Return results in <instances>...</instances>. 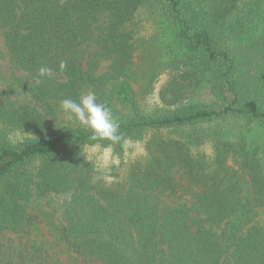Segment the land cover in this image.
<instances>
[{
	"label": "trees",
	"instance_id": "obj_1",
	"mask_svg": "<svg viewBox=\"0 0 264 264\" xmlns=\"http://www.w3.org/2000/svg\"><path fill=\"white\" fill-rule=\"evenodd\" d=\"M208 1V9L201 10L183 0H0L9 64L29 75L35 103V108L6 109L0 100V137L25 135L20 144L0 139V183L8 182L0 194V235L32 224V216L23 214L19 203L28 202L32 191L40 197L72 190L74 197L90 200L87 193L94 191L107 204L109 222L116 227L109 223L102 232L72 228L83 238L80 242L72 241L64 229L58 234V241L83 259L102 264H264V228L249 227L253 205L264 212V145L251 148L243 137L235 147L230 141L220 142L209 161L194 160L188 141L144 140L161 130L227 117L264 127V71L257 74L255 93L250 95L234 79V59L217 38L230 30L245 34L255 26L254 20L264 25V0ZM141 9L168 21L182 50L162 67L181 74L159 92L160 102L151 115L140 110L128 76ZM196 20L220 24L207 28ZM101 60L109 62L104 73H99ZM61 61H66L63 71ZM41 66L51 68L52 76L37 83ZM204 90L213 102L195 103ZM88 91L119 117L120 133L127 140L145 141L146 155L140 161L149 172L131 168L125 184L112 191L93 181V166L83 153L89 145L110 142L89 140L91 131L81 125L60 124L67 118L60 101H78ZM121 148L117 144L114 151ZM231 153L249 180L252 199L237 197L234 183L217 190L219 194L203 188L204 196L193 199L190 207L173 210L158 211L149 200L140 199L144 192L172 191V178L165 170L175 165L193 184L200 168L205 172L214 166L212 176H202L214 182L219 173L214 171ZM0 264L59 263L48 260L39 246L17 253L1 241Z\"/></svg>",
	"mask_w": 264,
	"mask_h": 264
},
{
	"label": "rangeland",
	"instance_id": "obj_2",
	"mask_svg": "<svg viewBox=\"0 0 264 264\" xmlns=\"http://www.w3.org/2000/svg\"><path fill=\"white\" fill-rule=\"evenodd\" d=\"M190 4L192 8L199 5L201 10L208 9V0H183ZM226 1V0H225ZM138 20V29L135 36L136 52L134 54V65L129 69L128 76L131 88L136 96L140 110L151 115L155 113L154 108L158 105L159 92L168 85L173 77L179 72L172 69H162L163 65L174 55L182 52L176 40L173 27L166 20H161L158 16L152 15L150 11L141 9ZM198 24L213 27L219 22L213 20H196ZM254 27L245 34H236L230 31L219 33L217 38L225 44L235 62L234 79L238 81L243 90L251 95L255 88V78L258 73L264 71V25L262 21L254 20ZM217 31V27H216ZM4 32L0 27V100L6 109L17 108L19 106H29L35 108V103L31 99L29 88L33 86L29 75L20 70H16L9 64V57L5 50ZM109 68V62L100 61L99 73H104ZM193 102V101H192ZM199 104H211L213 102L210 94L201 91L194 101ZM193 102V103H194ZM194 103V104H195ZM176 107H174L175 109ZM119 121V117L116 118ZM61 126H78L76 121H69L67 118L60 122ZM244 138L247 146L254 148L264 145V127L256 121H249L238 117H227L225 120H215L208 123L185 126L176 129L161 130L158 134H149L145 141L150 144L156 142H191L190 151L194 160L207 159L212 161L215 156V147L222 146L220 142L230 141L235 147L238 138ZM0 139H8L11 142L22 143L25 135L21 133L7 134ZM129 144L122 146L121 151L115 152L119 156V165H113L108 170L101 172L96 168V155L85 147L83 153L86 161L93 166V181L100 182L104 188L109 190L118 189L121 184H125L126 178L132 169L141 173L148 171L140 161L146 155L143 147L144 142L128 140ZM175 152V149L172 153ZM226 163L219 172L214 182L207 181L206 178L212 176L214 166L205 172L200 168V173L195 180L197 184L190 183L184 174V169L175 165L167 172V176L172 178V191L159 193L144 192L140 194V199L149 200L158 211L177 206H191L193 199L204 196L203 188H208L210 192L219 194L217 190L224 189L226 184L236 185V196L252 199V189L249 180L241 169L238 158L234 154L226 156ZM264 162V155H263ZM207 177H202L204 175ZM187 179V180H186ZM10 180H14L10 177ZM7 181L0 183V194L5 191ZM215 183V186L213 185ZM218 188V189H215ZM91 200L85 196L74 197L72 190L62 193H47L38 196L32 191L28 202L20 201L24 205L23 214L31 215V225L23 229L11 231L4 230L0 235V242L3 241L7 248L19 253L23 249L32 250V246L41 247L48 260L57 261L59 264H102L90 259H83L73 252L67 244L58 241V234L62 230L68 231L72 241H82L80 233L71 231L72 228L78 230L100 229L101 232L109 228V216L107 204L94 191L87 193ZM228 195V193H226ZM160 208V209H158ZM257 206L252 207L250 216L252 217L249 227L259 226L264 228V212ZM93 217L94 221L91 220ZM115 226L113 223H110ZM116 227V226H115ZM218 234L220 232L218 231ZM104 238H101L102 241ZM226 246V242H223ZM231 247V246H230Z\"/></svg>",
	"mask_w": 264,
	"mask_h": 264
},
{
	"label": "clouds",
	"instance_id": "obj_3",
	"mask_svg": "<svg viewBox=\"0 0 264 264\" xmlns=\"http://www.w3.org/2000/svg\"><path fill=\"white\" fill-rule=\"evenodd\" d=\"M60 70L66 68V61H61ZM52 69L41 66L38 70L37 83L50 78ZM60 108L69 121H76L79 125L91 131L89 140L109 141L107 145L96 143L88 146V150L96 155V168L104 172L113 165H119L120 159L114 153V146L121 144L128 145L129 141L120 133V124L113 116L111 109L103 103L98 102L94 92L88 91L82 94L78 101L63 99L60 101Z\"/></svg>",
	"mask_w": 264,
	"mask_h": 264
}]
</instances>
